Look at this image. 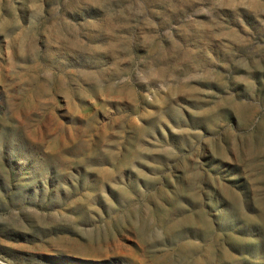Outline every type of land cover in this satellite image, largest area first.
Wrapping results in <instances>:
<instances>
[{
    "label": "rangeland",
    "instance_id": "374dc122",
    "mask_svg": "<svg viewBox=\"0 0 264 264\" xmlns=\"http://www.w3.org/2000/svg\"><path fill=\"white\" fill-rule=\"evenodd\" d=\"M0 264H264V0H0Z\"/></svg>",
    "mask_w": 264,
    "mask_h": 264
}]
</instances>
